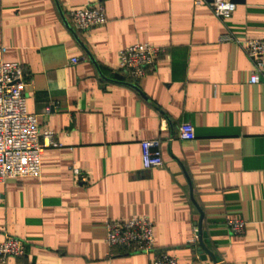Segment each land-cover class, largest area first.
I'll list each match as a JSON object with an SVG mask.
<instances>
[{"label":"crops","instance_id":"crops-1","mask_svg":"<svg viewBox=\"0 0 264 264\" xmlns=\"http://www.w3.org/2000/svg\"><path fill=\"white\" fill-rule=\"evenodd\" d=\"M92 4L106 23L72 28L66 14ZM245 39L264 40V0L225 20L204 0H0V60L23 66L26 111L59 144L38 177L0 183V240L26 244L6 264H149L105 240L108 220L137 216L179 264H264V84L249 83ZM135 43L163 49L139 79L117 71ZM185 122L193 140L178 137ZM149 139L161 167L142 166Z\"/></svg>","mask_w":264,"mask_h":264},{"label":"built area","instance_id":"built-area-1","mask_svg":"<svg viewBox=\"0 0 264 264\" xmlns=\"http://www.w3.org/2000/svg\"><path fill=\"white\" fill-rule=\"evenodd\" d=\"M201 2L202 0H195L196 4ZM205 3L214 15L222 20L229 18L236 7L230 0H213ZM65 17L72 28L78 31L102 26L107 21L102 4L71 10ZM219 40L229 42L235 41V38L226 33L222 34ZM240 45L252 63L249 83L264 84V40L245 39ZM162 51V48L148 43L129 45L118 53L117 71L129 78H142L155 66ZM71 62L76 63L77 58H72ZM26 83L21 64L0 60V183L8 178L38 177L41 172L42 150L59 145L54 140L52 132L40 131L36 116L26 111L24 96ZM178 137L183 141L194 139L193 127L189 122L180 125ZM140 148L144 169L163 165L159 140H142ZM73 172L79 174L77 168H74ZM244 225L245 222L240 219L227 221L228 230L233 235L241 234ZM105 240L109 247H121L127 254L147 255L149 264H179L172 256L154 245L153 223L146 216L108 220ZM25 257L26 244L23 240L10 235H5L0 240V264H6L9 258Z\"/></svg>","mask_w":264,"mask_h":264},{"label":"water","instance_id":"water-1","mask_svg":"<svg viewBox=\"0 0 264 264\" xmlns=\"http://www.w3.org/2000/svg\"><path fill=\"white\" fill-rule=\"evenodd\" d=\"M205 2H212L213 0H204ZM231 2L235 3V4H240L243 3L244 0H230ZM198 248L201 252H206L208 253V251L206 250L203 241H202V236H201V232H200V225L198 226ZM213 262H215V259H213Z\"/></svg>","mask_w":264,"mask_h":264}]
</instances>
